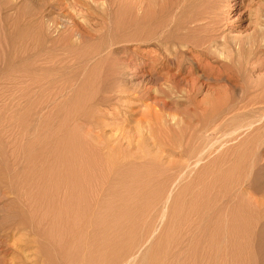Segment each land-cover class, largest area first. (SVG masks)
Segmentation results:
<instances>
[{"label": "rangeland", "instance_id": "rangeland-1", "mask_svg": "<svg viewBox=\"0 0 264 264\" xmlns=\"http://www.w3.org/2000/svg\"><path fill=\"white\" fill-rule=\"evenodd\" d=\"M263 94L264 0H0V264H264Z\"/></svg>", "mask_w": 264, "mask_h": 264}, {"label": "bare ground", "instance_id": "bare-ground-1", "mask_svg": "<svg viewBox=\"0 0 264 264\" xmlns=\"http://www.w3.org/2000/svg\"><path fill=\"white\" fill-rule=\"evenodd\" d=\"M107 4H108V3H107ZM179 5H180V4H179ZM175 7H177V5L174 6L173 8H175ZM183 7H184V6H183ZM173 8H172V9H173ZM172 9H171V10H172ZM175 9H176V8H175ZM175 9H174V10H175ZM178 9H179V8H178ZM178 9H177V11H178ZM174 10H173V11H174ZM182 10H183V9H182ZM177 11H176V12H177ZM183 11H184V10H183ZM174 12H175V11H174ZM179 12H180V13H179V15H180L181 13H184L185 11H184V12L179 11ZM168 13H170V12L168 11ZM176 14H177V13H176ZM176 14H174V16H175ZM168 15H169V14H168ZM170 15L172 16V13H171ZM177 15H178V14H177ZM172 17H173V16H172ZM172 17H170V18H172ZM177 17H180V16H177ZM181 17H182V16H181ZM164 18H165V17H164ZM159 19H160V18H159ZM165 19H166V18H165ZM179 19H180V18H179ZM179 19H177V20H179ZM181 19H182V18H181ZM181 19H180V20H181ZM157 20H158V19H157ZM177 20H176V21H177ZM158 21H159V20H158ZM163 21H164V20H163ZM166 21H169V19L166 20ZM183 21H184V20H183ZM183 21H182V22H183ZM195 21H196V20H195ZM213 21H215V20H213ZM213 21L211 20V22H213ZM178 22H179V21H178ZM158 23H159V22H158ZM167 23H168V22H167ZM179 23H180V22H179ZM163 24H165V23H163ZM163 24H161V26H164ZM170 24H171V23H170ZM174 24H175V23H174ZM182 24H183V23H182ZM165 25H167V24H165ZM179 25H180V24H179ZM183 25H184V24H183ZM168 26H169V24H168ZM168 26H167V27H168ZM170 26H173V27H174V25H170ZM180 26H181V25H180ZM167 27H166V29L169 28V27H168V28H167ZM177 27H178V25H177ZM177 27H176V28H177ZM163 28H164V27H162V30H163ZM176 28L174 29L175 32H176ZM158 29H159V28H158ZM171 29H173V28H171ZM162 30H160V31H162ZM197 30H198V29H197ZM164 31H165V30H164ZM169 31H171L170 28H169ZM184 31H185V30H184ZM158 32H159V31H158ZM167 32H168V31H167ZM167 32H166V33H167ZM153 33H154V32H153ZM160 33H161V35H164V34H163V31L160 32ZM160 33H159V35H160ZM164 33H165V32H164ZM179 33H180V32L178 31V34H179ZM183 33H184V32H183ZM183 33H182V35L178 38V40H173V38H176V37H173V38L170 39L169 36H165V37L162 39V40H165V41H162V43L165 44V46H166L165 49H166L168 55L175 54L176 57H177V56L181 55V53H184V52H183L184 49H185L184 47H190V46H191L192 48H194V49H199V50H202L203 48H207V47H208V46L205 47V45H204L205 43H204V42L200 43V41L188 42V43H185V46H184V43H182V41H180L181 39H185V36H183V35H186V34H183ZM156 34H158V33H156ZM156 34H155V36H156ZM170 34H171V33H170ZM150 35H151V34H150ZM159 35H158V36H159ZM166 35H167V34H166ZM168 35H169V34H168ZM172 36H173V35H172ZM146 37H147V36H146ZM159 37L162 38V36H159ZM147 38H148V37H147ZM147 38H146V39H147ZM155 38H156V37H155ZM155 38L152 37V39H155ZM161 38H160V39H161ZM231 38H232V37H231ZM233 38H234V37H233ZM240 38H241V37H240ZM144 39H145V38H144ZM152 39H151V37H150V40H152ZM158 39H159V38H158ZM176 39H177V38H176ZM147 40H148V39H147ZM147 40H146V42L148 43L149 40H148V41H147ZM235 40H236V39H235ZM155 41H156V42H159V41H157L156 39H155ZM146 42H145V43H146ZM150 42H151V41H150ZM210 42H211V41H210ZM222 43H223V42H222ZM226 43H227V42H226ZM148 44H149V43H148ZM150 44H151V43H150ZM153 44H154V43H153ZM217 44H218V43H217ZM156 46H157V44H156ZM156 48H157V47H156ZM163 49H164V48H163ZM157 50H158V49H157ZM186 51H187V49H186ZM188 51H189V50H188ZM192 51H193V50H192ZM157 56H158V55H157ZM173 56H174V55H173ZM169 60H171V59H169ZM166 66H167V65H166ZM163 67H164V66H162L161 70H163ZM166 69H167V68H166ZM170 78H171V77H170ZM263 95H264V94H263ZM263 95L260 96L261 98H257V97H256V98H250V99L248 98L249 101H248V103L246 102V104H247V105H251V104L264 103V98L262 99V96H263ZM218 96H221V95H218ZM263 97H264V96H263ZM217 98H219V97H217ZM244 99H245V98H244ZM217 100H218V99H217ZM202 102H203V101H202ZM220 102H221V101H220ZM261 105H262V104H261ZM263 105H264V104H263ZM242 107H243V106H242ZM250 126H251V125H249V127H250ZM247 127H248V126H247ZM205 129H206V128H205ZM212 130H213V129H212ZM216 130H218V129H214L213 131H216ZM207 131H208V129H207ZM236 131H237V129H236L233 133H235ZM200 133H202V131H201ZM230 133H231V132H230ZM195 134H196V133H195ZM199 136H200V135H199ZM198 139H199V138H198ZM204 154H205V153H204ZM9 227H10V226H9ZM9 227H8V228H9ZM8 230H9V229H8ZM8 230H7V231H8ZM9 234H10V233H9Z\"/></svg>", "mask_w": 264, "mask_h": 264}]
</instances>
